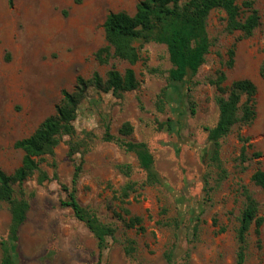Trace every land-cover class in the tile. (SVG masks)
Masks as SVG:
<instances>
[{"label":"rangeland","instance_id":"374dc122","mask_svg":"<svg viewBox=\"0 0 264 264\" xmlns=\"http://www.w3.org/2000/svg\"><path fill=\"white\" fill-rule=\"evenodd\" d=\"M139 1L15 0L10 6L8 0H0V168L12 174L21 166L25 153L15 143L55 113L62 90L72 89L78 75L88 78L98 71L106 76L112 67L124 72L131 66L117 58L102 64L96 53L107 44V15L118 11L134 14ZM245 1H252L260 16L252 36H244L241 30L227 31L224 10L210 14L208 29L214 44L197 74L200 83L192 91L196 112L192 113L188 98L181 103L185 116L181 137L159 124L177 116L170 104L161 107L159 101L172 67L165 44L137 43L141 53L140 61L133 65L140 81L137 89L121 97L93 87L88 90L74 124L78 138L85 131L93 132L89 151L71 157V138L65 136L54 156L46 155L41 162L49 180L39 183L36 172L22 185H15L17 197L30 202L21 229V264H169L166 253L177 241V233L178 264H236L237 229L247 192L258 200L259 215L264 218V189L252 179L259 168L264 170V0H238L243 18L252 13ZM231 50L235 55L229 66ZM219 70L227 74L223 84L227 88L241 78L255 82L257 114L252 123L236 125L223 139L228 177L216 184L212 173L210 184L215 188L207 194L206 179L211 173L207 128L218 121L216 96L220 93L207 79L216 77ZM126 121L134 126L128 138L147 142L165 184L147 186L123 205L115 196L128 179L118 166L131 164L132 179L139 182L144 181L145 173L134 153L103 141L102 135L105 123L118 134ZM243 147L246 158L242 157ZM81 161L80 203L117 226L103 256L92 232L62 204L68 196L63 184H71L75 164ZM122 206L143 217L145 231L126 227L116 214ZM178 214L183 217L179 230L160 224ZM197 214L201 215L198 237L190 243V217ZM10 223L9 206L0 201V239L7 237ZM129 239H134L137 247L131 255L126 251ZM1 257L0 245V261ZM246 264H264V223L260 227L254 223L250 229Z\"/></svg>","mask_w":264,"mask_h":264},{"label":"trees","instance_id":"16d2710c","mask_svg":"<svg viewBox=\"0 0 264 264\" xmlns=\"http://www.w3.org/2000/svg\"><path fill=\"white\" fill-rule=\"evenodd\" d=\"M14 6L15 0H8ZM244 4L252 10L246 18L241 17V6L238 0H140L134 14L127 11L110 12L104 22L107 44L96 53L97 60L107 64L112 58L127 61L131 66L124 72L112 67L103 76L95 71L91 77L78 75L72 89H63L62 98L56 105L55 113L45 118L36 130L28 137L15 143L17 148L24 151L20 167L12 174L0 168V201L9 206L11 223L6 238L0 239L2 257L0 264H21L19 246L21 229L25 224L30 210V202L25 197H17L16 184L22 185L25 180L39 172V183L50 179L49 174L41 169V162L46 155L54 156L55 150L65 136H70L71 157L77 153L85 155L89 151V144L93 140V132L85 131L82 138H78L75 120L81 104L90 88L99 91L112 92L121 97L123 93L137 89L140 81L133 68L141 59L137 43L145 44L156 42L165 44L169 53L172 67L168 71V85L162 91L159 101L162 105L170 104L176 112L174 118L160 122V127L168 129L178 137L183 134L185 125L184 110L181 103L188 98L191 111L196 112L192 91L200 83L196 79L201 66L206 62L214 41L208 29L210 14L215 9H222L227 13V28L229 32L241 30L244 36H252L260 24L258 11L253 8L252 1ZM235 52L231 50L229 66L234 63ZM264 76V66L262 68ZM227 80L224 70H219L216 77H210L207 82L217 86L220 93L216 96L219 110L217 123L207 128L209 142L208 162L211 168L206 179V192L210 194L214 186L210 184V176L216 174V184H220L228 177V169L222 158V141L236 125L250 124L256 117L257 85L249 78H241L232 82L227 88L223 84ZM184 90L188 91L185 95ZM178 111V113H177ZM134 132V126L126 121L115 134L109 123H105L102 140L115 142L124 150L136 155L140 168L145 173L142 182L132 179L134 169L131 164H121L119 170L127 177V182L116 192L115 198L125 205L133 193L147 186L164 185L165 181L155 166V157L145 141H135L128 137ZM241 140L245 141L244 138ZM246 147H243L242 157L246 158ZM259 155V154H258ZM56 166V163H54ZM83 173V163L75 164L71 184H63L67 191V199L62 201L64 206L71 208L77 219L82 221L97 240L100 255L103 256L109 246V239L114 238L117 226L105 222L90 208L83 206L78 198V183ZM58 178V174H54ZM253 181L264 189V170L258 169L252 176ZM167 211L163 208V213ZM126 227L145 231L143 217L134 215L132 211L122 206L116 212ZM181 214V213H180ZM174 219L161 221V225L172 226L179 230L183 224L182 215ZM201 215L190 217L191 225L188 228L187 240L192 243L198 237ZM258 227L264 223L259 215V202L249 192L246 193V204L242 211L239 228L237 229L238 251L236 264H246L248 256V235L252 225ZM177 241L166 253L169 264H178L177 252L180 248V235L176 234ZM136 241L128 240L126 251L129 255L136 251Z\"/></svg>","mask_w":264,"mask_h":264}]
</instances>
